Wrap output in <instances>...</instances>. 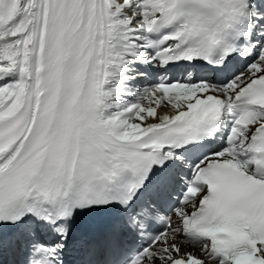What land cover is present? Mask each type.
Listing matches in <instances>:
<instances>
[{"label": "snow or ice", "instance_id": "snow-or-ice-1", "mask_svg": "<svg viewBox=\"0 0 264 264\" xmlns=\"http://www.w3.org/2000/svg\"><path fill=\"white\" fill-rule=\"evenodd\" d=\"M0 264H264V0H0Z\"/></svg>", "mask_w": 264, "mask_h": 264}]
</instances>
